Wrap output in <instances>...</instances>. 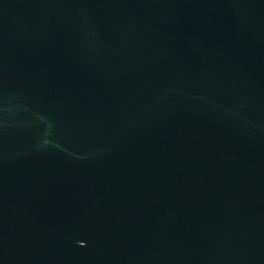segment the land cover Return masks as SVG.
I'll use <instances>...</instances> for the list:
<instances>
[{
	"label": "water",
	"instance_id": "obj_1",
	"mask_svg": "<svg viewBox=\"0 0 264 264\" xmlns=\"http://www.w3.org/2000/svg\"><path fill=\"white\" fill-rule=\"evenodd\" d=\"M0 264H264V0H0Z\"/></svg>",
	"mask_w": 264,
	"mask_h": 264
}]
</instances>
